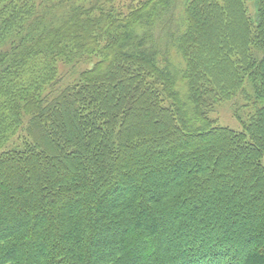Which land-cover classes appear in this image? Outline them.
Instances as JSON below:
<instances>
[{
  "label": "trees",
  "instance_id": "16d2710c",
  "mask_svg": "<svg viewBox=\"0 0 264 264\" xmlns=\"http://www.w3.org/2000/svg\"><path fill=\"white\" fill-rule=\"evenodd\" d=\"M255 3L0 0V264H264Z\"/></svg>",
  "mask_w": 264,
  "mask_h": 264
},
{
  "label": "rangeland",
  "instance_id": "374dc122",
  "mask_svg": "<svg viewBox=\"0 0 264 264\" xmlns=\"http://www.w3.org/2000/svg\"><path fill=\"white\" fill-rule=\"evenodd\" d=\"M145 2V1H149V0H119V2L121 4L120 5H124L128 2ZM256 0H246L247 2V6L251 12V14L255 13V3ZM94 60H96V57L94 58ZM94 65V63L90 62L87 63V65H84L83 67H79V68H90ZM61 68V72L63 73V71L67 72L68 69L72 68L71 66L73 65H60ZM72 79V78H71ZM238 102H231V103H227L221 106H218L212 113H211V118L215 119L216 121H218V123L222 126H227L230 127L232 129L235 130H243L244 129V124L246 121H248L250 119V113L254 112V107L253 105H251L250 107H243L242 105H238ZM241 103V102H239ZM242 106V107H241ZM238 112V113H236Z\"/></svg>",
  "mask_w": 264,
  "mask_h": 264
}]
</instances>
